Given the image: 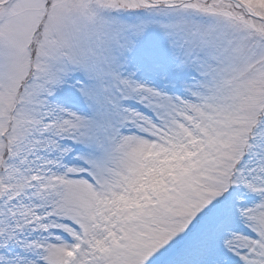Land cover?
Masks as SVG:
<instances>
[{
	"label": "snow or ice",
	"instance_id": "6c2138e0",
	"mask_svg": "<svg viewBox=\"0 0 264 264\" xmlns=\"http://www.w3.org/2000/svg\"><path fill=\"white\" fill-rule=\"evenodd\" d=\"M0 264H264V0H0Z\"/></svg>",
	"mask_w": 264,
	"mask_h": 264
}]
</instances>
